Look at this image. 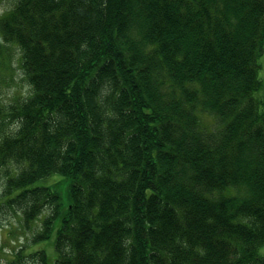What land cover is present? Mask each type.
Wrapping results in <instances>:
<instances>
[{"label": "trees", "instance_id": "1", "mask_svg": "<svg viewBox=\"0 0 264 264\" xmlns=\"http://www.w3.org/2000/svg\"><path fill=\"white\" fill-rule=\"evenodd\" d=\"M0 39V208L57 227L5 264H264V0H17Z\"/></svg>", "mask_w": 264, "mask_h": 264}, {"label": "rangeland", "instance_id": "2", "mask_svg": "<svg viewBox=\"0 0 264 264\" xmlns=\"http://www.w3.org/2000/svg\"><path fill=\"white\" fill-rule=\"evenodd\" d=\"M17 0H0V17L8 12ZM262 68L260 74L264 77V55L261 58ZM28 85L23 77L21 67V50L13 43H4L0 39V102L10 101L14 93L23 95L27 92ZM59 174L38 180L35 184H54L62 191L66 187V180L60 179ZM4 176L0 172V194L3 188ZM49 209L26 224L21 214L8 207L0 208V263L5 264L13 258L16 250L24 247V250L32 251L39 248L47 249L50 255H54L52 241L56 238L57 227H55L51 240L33 242L34 235L41 230L42 222L48 215ZM259 252L264 254V245Z\"/></svg>", "mask_w": 264, "mask_h": 264}]
</instances>
